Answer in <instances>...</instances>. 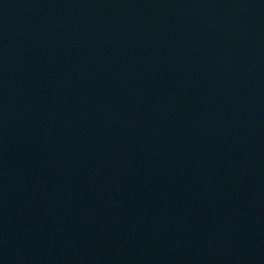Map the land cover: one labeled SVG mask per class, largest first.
<instances>
[{"label": "water", "instance_id": "1", "mask_svg": "<svg viewBox=\"0 0 264 264\" xmlns=\"http://www.w3.org/2000/svg\"><path fill=\"white\" fill-rule=\"evenodd\" d=\"M0 264H264V0H0Z\"/></svg>", "mask_w": 264, "mask_h": 264}]
</instances>
